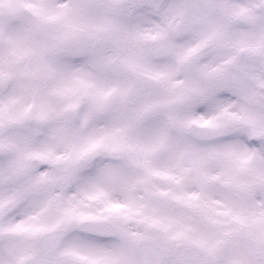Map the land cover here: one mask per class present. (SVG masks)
<instances>
[{
  "label": "snow or ice",
  "instance_id": "1",
  "mask_svg": "<svg viewBox=\"0 0 264 264\" xmlns=\"http://www.w3.org/2000/svg\"><path fill=\"white\" fill-rule=\"evenodd\" d=\"M0 264H264V0H0Z\"/></svg>",
  "mask_w": 264,
  "mask_h": 264
}]
</instances>
